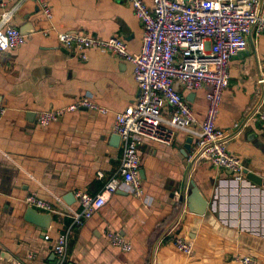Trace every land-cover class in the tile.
Returning a JSON list of instances; mask_svg holds the SVG:
<instances>
[{"label":"crops","instance_id":"obj_1","mask_svg":"<svg viewBox=\"0 0 264 264\" xmlns=\"http://www.w3.org/2000/svg\"><path fill=\"white\" fill-rule=\"evenodd\" d=\"M47 1L52 20L34 0L22 3L11 25L26 43L0 52V105L7 109L0 120V255L5 263L20 259L25 264H55L56 239L71 227L72 217L52 215L48 228H40L26 219L29 206L24 198L32 194L68 200L78 190L98 194L121 164L115 114L139 98L131 63L98 49L83 61L57 39L58 32L119 37L130 53L139 54L143 27L127 0ZM144 1L153 8L152 0ZM18 2L0 0V14ZM229 75L217 127L227 133L229 153L263 184L247 176L235 181L205 160L192 165L197 141L184 132H178L170 146L145 141L139 147L145 200L121 189L83 227H73L69 264H241L238 256L264 264V125L255 114L264 112V33L248 36V48L231 59ZM180 89L202 120L210 88ZM85 96L108 112L84 109L48 127L38 126L43 111ZM187 184L190 189L194 184L207 201L202 215L182 202ZM71 202L80 209L78 201ZM109 226L132 244L131 252L109 243ZM178 237L193 243L191 258L175 249Z\"/></svg>","mask_w":264,"mask_h":264},{"label":"built area","instance_id":"obj_2","mask_svg":"<svg viewBox=\"0 0 264 264\" xmlns=\"http://www.w3.org/2000/svg\"><path fill=\"white\" fill-rule=\"evenodd\" d=\"M0 14V52L15 49L26 43V37L11 22L22 3ZM43 15L53 19L47 0H34ZM153 8L144 0H127L143 27V43L139 54L130 53L126 42L119 37L101 39L85 33L58 32L62 47L77 54L83 61L88 52L98 49L124 59L133 65V77L139 88L134 105L115 114L113 132L119 135L123 154L120 167L96 195L75 192L80 209H75L62 197L53 200L27 195L24 203L42 213L72 217V225L60 234L54 245L55 264H69V242L73 227L81 228L106 206L119 190L125 189L136 198H144L140 171L142 159L139 147L145 141L171 145L178 132L197 141L198 158L215 169L229 172L235 181H242L248 169L231 155L227 147V133L217 127V119L225 89L230 84L229 66L233 57L248 48V36L264 33V0H152ZM4 6V4L2 5ZM264 80H261L263 83ZM181 88L195 92L209 87L206 93L208 108L199 120ZM92 110L106 114V108L89 96L62 108L39 114L37 124L45 128L67 113ZM7 112L0 105V120ZM264 125V112L255 113ZM100 177L103 175L100 173ZM2 193L0 192V203ZM146 203V201H144ZM148 204V202H147ZM109 243L122 252H131L132 244L121 234L107 227ZM46 240L49 236L45 237ZM175 249L191 258L194 245L181 237L174 240ZM241 264H258L251 256H238ZM0 264H25L20 259Z\"/></svg>","mask_w":264,"mask_h":264},{"label":"water","instance_id":"obj_3","mask_svg":"<svg viewBox=\"0 0 264 264\" xmlns=\"http://www.w3.org/2000/svg\"><path fill=\"white\" fill-rule=\"evenodd\" d=\"M116 141H121V138L119 135L115 138ZM190 143L192 144L193 139H189ZM198 158V155L195 156L194 160L192 161V165L196 162ZM247 179L262 185L263 181L261 177L255 175L254 173L247 172ZM192 189H190L189 185L187 184L186 189L184 190V193L182 195V202L185 201V203L188 204V208L192 213H196L199 215H202L207 207V201L203 199L200 191L197 187H195L194 184L191 185ZM72 198V199H71ZM68 204H71L72 200L76 201L75 194L72 193L70 197L65 199ZM26 219L39 226L40 228L47 229L48 223H50L53 220V216L51 214L42 213L36 210L33 207H28L26 211Z\"/></svg>","mask_w":264,"mask_h":264}]
</instances>
